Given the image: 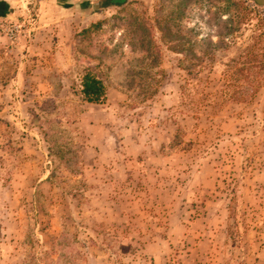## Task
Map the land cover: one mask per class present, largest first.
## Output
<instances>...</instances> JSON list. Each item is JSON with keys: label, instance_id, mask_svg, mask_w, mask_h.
<instances>
[{"label": "rangeland", "instance_id": "obj_1", "mask_svg": "<svg viewBox=\"0 0 264 264\" xmlns=\"http://www.w3.org/2000/svg\"><path fill=\"white\" fill-rule=\"evenodd\" d=\"M18 6L0 18V264H264V8Z\"/></svg>", "mask_w": 264, "mask_h": 264}, {"label": "crops", "instance_id": "obj_2", "mask_svg": "<svg viewBox=\"0 0 264 264\" xmlns=\"http://www.w3.org/2000/svg\"><path fill=\"white\" fill-rule=\"evenodd\" d=\"M126 0L123 2L125 3ZM29 4L35 6L37 5H45L50 9L49 16H52L53 19L59 16H67L69 22H75L77 20V14L82 11L88 12L89 15L94 13V8L99 7V9H103L102 7H106L111 3H119L117 0H28ZM122 2V3H123ZM123 3V4H124ZM19 0H0V18H14L15 15H18L20 11L19 8ZM96 12V11H95ZM95 15V13H94ZM93 16V15H92ZM66 21V20H65Z\"/></svg>", "mask_w": 264, "mask_h": 264}, {"label": "trees", "instance_id": "obj_3", "mask_svg": "<svg viewBox=\"0 0 264 264\" xmlns=\"http://www.w3.org/2000/svg\"><path fill=\"white\" fill-rule=\"evenodd\" d=\"M124 3V2H123ZM122 2H119L115 4L114 2L106 5V7L109 6H121L123 4ZM98 25H94L91 27V30H94ZM244 70V68L242 69ZM241 73H243L241 70H238L235 76H231L232 79L235 80V83H238L240 81V76ZM81 87H82V96L83 100L89 104H95V105H100L105 103L108 97V87L104 84V82L98 78L96 75L93 73H87L82 77L81 81ZM156 94V93H155ZM154 93L152 95H155ZM225 95L228 93L225 92ZM244 93L240 94H231V98L234 99L235 101H246L247 96H243ZM254 92L251 94L247 95H253ZM48 141V140H47Z\"/></svg>", "mask_w": 264, "mask_h": 264}, {"label": "water", "instance_id": "obj_4", "mask_svg": "<svg viewBox=\"0 0 264 264\" xmlns=\"http://www.w3.org/2000/svg\"><path fill=\"white\" fill-rule=\"evenodd\" d=\"M254 1H255V3H256L258 6L264 8V0H254Z\"/></svg>", "mask_w": 264, "mask_h": 264}]
</instances>
